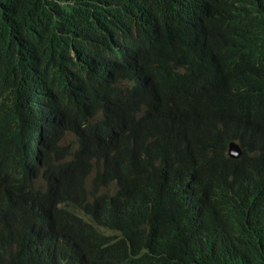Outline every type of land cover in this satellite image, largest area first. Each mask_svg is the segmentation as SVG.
<instances>
[{
	"label": "trees",
	"instance_id": "16d2710c",
	"mask_svg": "<svg viewBox=\"0 0 264 264\" xmlns=\"http://www.w3.org/2000/svg\"><path fill=\"white\" fill-rule=\"evenodd\" d=\"M170 1L181 2L190 17L199 19L200 11L217 0H123L118 4L108 0H41L35 6L33 13H37L39 22H51L50 16L58 15L66 22L79 23L80 27L75 28L82 35L80 28L99 35L111 34L110 31L130 33L134 37L131 46L138 53L140 70L148 76L147 83L153 87L159 82L173 83V90L178 91L182 99L177 101L178 105L186 106L183 99H187L197 106L195 121L185 122L195 131L186 126L193 135L186 157L177 153L171 163L167 159L157 164L159 156L156 154L160 149L154 142L165 134L163 121L167 119L164 107L161 109L159 104L146 101V113L132 122L115 118L113 122L107 121L110 124L104 129L67 138L62 145V155L69 166L68 177L58 190L44 195L40 210L18 209L11 217L30 216L63 227L78 240L88 259L95 264H133L143 257L167 264H207L204 256L209 252L215 256L216 264H264V131L221 109L197 105L207 94L249 104L264 84V74L246 83L235 76L215 77L204 73L203 55L213 31L203 25L198 34L188 36L161 26L162 7ZM34 2L16 0L19 20L14 23L19 28H30L27 8ZM93 16L103 27L101 32L98 25L93 29L87 27ZM261 35H264V0H259V5L252 9L249 33L251 38ZM96 40L93 46L100 38ZM56 41L54 30L34 45V54L38 58L45 53L54 56L48 45ZM9 46L7 43L0 47V52L6 47L12 50ZM96 48L101 49L102 45ZM160 54L171 58L172 70L170 63L152 61L154 55ZM21 55L24 60L28 59L22 50ZM15 58L0 60L2 72L13 71L16 76ZM153 73L159 76L154 77ZM122 77L128 78V75ZM55 85L58 91L66 90L61 79ZM30 93L31 90H27L21 96ZM137 97L138 93L132 91L125 100L119 99L116 106L123 105L130 114L134 112L132 102ZM58 108L62 110V106ZM55 116L50 119L54 127L66 123L62 115L56 113ZM220 128L229 130L234 141L240 144V158L228 155L226 143H214V135ZM60 149V144L55 145L50 158L54 159ZM190 170L200 173H189L187 181L196 183V198L203 210V216H196L193 226L203 231L206 239L193 252L164 254L146 236L147 217L158 204L169 202L178 210L183 208L179 204L181 199L177 198L186 194L184 177ZM86 173L98 177L91 188L85 182ZM195 175L199 176L196 181L193 180ZM64 201L68 204L57 218L54 210ZM166 216L170 220L173 214ZM4 218L0 213V221ZM123 219L134 222L135 227H128ZM12 252L13 248L0 238V264H5Z\"/></svg>",
	"mask_w": 264,
	"mask_h": 264
},
{
	"label": "clouds",
	"instance_id": "9594fccd",
	"mask_svg": "<svg viewBox=\"0 0 264 264\" xmlns=\"http://www.w3.org/2000/svg\"><path fill=\"white\" fill-rule=\"evenodd\" d=\"M40 1L35 0L27 8V19L31 22L30 28L24 29L14 23L19 20L16 0H0L3 33L0 34V47L7 43L13 47L1 51L0 60L16 57L14 61L18 65L16 76L13 71L2 72L0 66V213L5 216L0 221V238L13 248L5 264H95L88 259L78 240L63 227L30 216H11L18 209L40 210L44 195L58 190L68 177L69 166L62 155V145L67 138L104 129L110 124L107 121L113 122L115 118L132 122L146 113L144 102L151 101L159 104L161 109L164 107L163 114L167 119L163 121L165 134L154 142L160 149L156 162L169 159L171 163L175 154L186 157L190 151L193 135L183 123L195 121L197 106L187 99H183L186 106H172L182 101L178 91L173 90V83L159 82L154 87L147 83L148 76L140 70L138 53L131 46L134 37L128 32L110 31V37L100 38L93 46L97 40L84 28L79 30L83 35L78 33L75 27H80L79 23L39 22L37 13L33 12ZM108 1L118 4L123 0ZM258 5L259 0H217L202 9L196 19L189 16L181 2L170 1L162 7L159 23L176 34L188 36L198 34L205 25L213 32L203 55L202 71L215 77L235 76L251 83L264 74V35L249 36L252 9ZM91 20L101 32L103 27L94 16ZM54 30L57 41L48 46L55 55L45 53L38 58L33 52L34 45ZM99 45H102L101 49L96 48ZM21 50L28 62L23 60ZM156 59L162 64L171 63V58L165 54L152 57V61ZM125 75L129 77L127 80L121 78ZM58 79L62 80L68 94L66 90L58 91L55 84H46L56 83ZM31 88L28 96H21ZM47 91L52 93L50 97ZM132 91H136L138 97L132 102L134 112L129 114L124 107L120 108L123 105L116 106V103L119 99L125 100ZM197 105L222 109L247 122L248 119L256 120L264 113V84L249 104L207 94L197 101ZM59 106L62 110H58ZM54 111L66 121L63 126L51 124ZM100 116L105 118L96 122ZM256 128L264 131L261 124ZM214 143H226V152L231 158L242 155L240 144L234 141L229 130L220 128L214 135ZM57 144L61 149L51 159L50 153ZM192 172L200 175L199 171L190 170L184 177L186 194L179 201L183 208L178 210L166 202L154 207L147 217L146 236L164 254L193 252L206 239L204 232L193 226L195 217L203 216V210L196 198V183L187 181ZM97 179L94 173L85 174L89 188ZM67 204L66 201L59 203L53 215L60 218ZM169 214H173L170 220L166 216ZM123 222L128 227H135L130 220L123 219ZM107 233L111 234L110 231ZM59 245H64L61 252L57 250ZM204 261L216 264L211 252L205 254ZM133 264L167 263L143 257Z\"/></svg>",
	"mask_w": 264,
	"mask_h": 264
},
{
	"label": "bare ground",
	"instance_id": "6f19581e",
	"mask_svg": "<svg viewBox=\"0 0 264 264\" xmlns=\"http://www.w3.org/2000/svg\"><path fill=\"white\" fill-rule=\"evenodd\" d=\"M130 34V33H129ZM24 60V59H23ZM24 61H26V62H28L29 60L28 59H25ZM123 80H127L128 78H123V77H121ZM154 79V78H153ZM152 79V80H153ZM47 85H54L55 84V82H51V83H46ZM29 90H31V92H32V88L31 89H29ZM52 94V93H51ZM51 94H50V92L49 91H47V96L48 97H50L51 96ZM55 93L53 92V95H54ZM175 105H178V103H175V104H173L172 106H175ZM120 108H123V107H120ZM54 113V112H53ZM52 116H53V114H52ZM55 117L56 116H53V118L55 119ZM102 118H105L104 116H100L98 119H97V121L96 122H100L101 121V119ZM56 119H59V117L58 118H56ZM183 125H185V126H187L188 128H190L193 132L195 131V129L194 128H192L189 124H186V123H183ZM181 198L180 197H178L177 198V200L179 201ZM63 248H64V245H59L58 247H57V250H58V252H61L62 250H63Z\"/></svg>",
	"mask_w": 264,
	"mask_h": 264
},
{
	"label": "water",
	"instance_id": "95a60500",
	"mask_svg": "<svg viewBox=\"0 0 264 264\" xmlns=\"http://www.w3.org/2000/svg\"><path fill=\"white\" fill-rule=\"evenodd\" d=\"M237 150L240 152V149L236 146Z\"/></svg>",
	"mask_w": 264,
	"mask_h": 264
}]
</instances>
